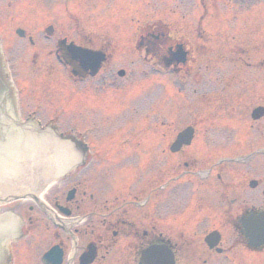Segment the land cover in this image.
I'll use <instances>...</instances> for the list:
<instances>
[{"label": "flooded vegetation", "instance_id": "af4514ba", "mask_svg": "<svg viewBox=\"0 0 264 264\" xmlns=\"http://www.w3.org/2000/svg\"><path fill=\"white\" fill-rule=\"evenodd\" d=\"M14 1L0 0L2 106L10 105L8 118L32 139L55 145L32 153L53 166L42 187L0 195V222L8 221L0 264H224L236 262V244L259 253L245 223L264 212V150L236 153L218 139L245 129L246 92L259 96L251 77L264 63L232 62L228 77H207L214 0H151L174 8L145 14L128 47L52 21L39 27L37 15L17 14ZM134 2L155 9L150 0ZM109 18L104 27L130 35L126 14ZM6 22L18 23L9 29ZM71 44L102 56L95 77L73 76L60 50ZM14 69L21 78L15 82ZM95 79L97 129L63 130L58 121L70 101L58 95ZM258 108L264 105L251 118ZM262 119L252 118L250 127ZM226 229L234 245H226Z\"/></svg>", "mask_w": 264, "mask_h": 264}, {"label": "rangeland", "instance_id": "374dc122", "mask_svg": "<svg viewBox=\"0 0 264 264\" xmlns=\"http://www.w3.org/2000/svg\"><path fill=\"white\" fill-rule=\"evenodd\" d=\"M157 1L154 0V2ZM14 2L17 4V14L31 13L37 15L39 27L52 21L72 34L75 32L72 31L75 28L85 33H99L101 37L113 39L116 45L126 47L134 41L138 23L144 21L145 14L153 18L152 16L156 10L161 14L169 12L170 8H174L172 3L169 5H155L151 0L150 3L155 6V9L145 7L146 11H144L143 6L137 5L134 0H130L132 4L129 6L128 11V1L125 0H100L99 2L98 0H15ZM213 4V40L210 42L211 46H208L213 50L214 68L207 74V77L213 79L228 77L234 72L232 62H235L238 67L243 61L251 64H263L264 0H214ZM184 6L189 8V3L186 2ZM3 10L4 13H16L13 9L9 10L6 7ZM123 14H126L129 24H131L130 30H132L129 36L125 35L124 37L117 35L114 27H104L105 23L108 24L109 20H112L109 17L114 18L116 15L117 18H123ZM233 16H235L234 19ZM70 17L73 18L74 23L76 22V26H73L74 23ZM6 23L9 27H5L12 29L18 22ZM228 35L229 37H227ZM232 38L234 39L232 40ZM228 47H230L231 53L230 56L226 57ZM237 50L240 52L237 53ZM222 62L229 64L223 66ZM247 72L252 73V70L247 69ZM9 73L13 82L21 79L16 69L9 71ZM251 78L257 79L259 82V96L257 97L254 92H251V94L246 92L248 95L244 102L245 108H242V111H245V129L226 130L223 136L218 139L229 142L230 151L236 153L244 152V154H247L252 150H264V119L254 127H250L253 122L251 118L252 110L258 105H264V69ZM19 82L21 83V81ZM31 87L33 89V86ZM62 90L63 92L58 97L63 101L66 98L70 101L68 114L58 121V124L63 126V130H72L79 133L88 129H97V79L88 81L81 86H66ZM31 95L32 92L29 91V93L24 94V97L29 99ZM63 104L62 102L57 107ZM26 109L30 110L29 108ZM22 114L26 116L24 111ZM219 130L223 129H217L216 131ZM258 156L262 161L261 174L264 176V154ZM225 234L227 235L226 245H234L236 237L233 235V231L226 229ZM232 256L236 262H226L227 264H264V248L259 253L252 254L236 244Z\"/></svg>", "mask_w": 264, "mask_h": 264}, {"label": "water", "instance_id": "95a60500", "mask_svg": "<svg viewBox=\"0 0 264 264\" xmlns=\"http://www.w3.org/2000/svg\"><path fill=\"white\" fill-rule=\"evenodd\" d=\"M60 50L65 63L72 68L73 76L86 78L97 75V70L103 61L102 56L97 55V52L73 44L60 47ZM9 78L11 80V77ZM2 103L0 98V195L16 192L25 188L27 184L42 187L48 180L51 170L53 172V166L44 161L33 160L35 156L32 153L40 156L47 143L55 145V141L47 139L43 141L39 136L32 139L30 130L21 129L10 121L8 116H14L12 112H8L11 111V107L8 103L3 107ZM263 116L264 108H258L252 114L253 120H259ZM74 156L73 151L69 150V157ZM3 202L5 201H0ZM245 225L249 246L255 249L264 247V212L247 221ZM7 226V220L0 222V234L8 229ZM2 244L0 238V247Z\"/></svg>", "mask_w": 264, "mask_h": 264}]
</instances>
